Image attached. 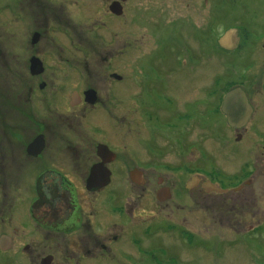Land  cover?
Masks as SVG:
<instances>
[{
    "label": "flooded vegetation",
    "instance_id": "af4514ba",
    "mask_svg": "<svg viewBox=\"0 0 264 264\" xmlns=\"http://www.w3.org/2000/svg\"><path fill=\"white\" fill-rule=\"evenodd\" d=\"M215 2L0 0V264H185L178 215L222 197L263 227L264 36L205 74Z\"/></svg>",
    "mask_w": 264,
    "mask_h": 264
},
{
    "label": "rangeland",
    "instance_id": "374dc122",
    "mask_svg": "<svg viewBox=\"0 0 264 264\" xmlns=\"http://www.w3.org/2000/svg\"><path fill=\"white\" fill-rule=\"evenodd\" d=\"M214 6L215 8H212L214 17L206 29L205 38L203 37L205 61L202 65L205 74L222 73L223 71L230 73L232 61L230 48L235 46L237 40L245 41V30L248 35L247 42L250 43L252 50L259 41L263 42L261 38L264 36V0H216ZM253 51L258 53V50ZM199 68L201 70V66ZM222 198L213 199L212 204L206 205V209L187 208L188 214L178 215L179 219L187 218V222L183 224L189 231L187 232L190 235L189 242L177 232L173 233L168 230L163 232L164 230L161 229L156 233L160 240L163 237L160 245L165 247L170 242L175 243V236L179 235L184 241L176 242L180 254L177 255L180 258H177L180 263L185 264H264V225L260 230L253 231L248 238L240 237L241 233H246L247 226H236L235 218L229 209H225L228 206ZM176 211L170 205L159 211V215L161 217L175 215ZM256 212L254 223L260 224L264 219V214L262 210ZM236 237L238 238L236 246L232 243L230 245L229 243ZM145 244L147 245L146 242ZM219 244L222 246L218 247ZM247 248L250 249L248 252ZM226 249L232 251L228 252ZM241 250H244L245 254ZM219 251L220 254L217 253ZM234 252L237 253L238 260H235L237 257L234 259L231 257Z\"/></svg>",
    "mask_w": 264,
    "mask_h": 264
},
{
    "label": "water",
    "instance_id": "95a60500",
    "mask_svg": "<svg viewBox=\"0 0 264 264\" xmlns=\"http://www.w3.org/2000/svg\"><path fill=\"white\" fill-rule=\"evenodd\" d=\"M237 96L238 95L236 94L235 91L234 92H230L225 97V100H224V103H223V111L227 115L229 123L231 122V117H232L231 113L235 112L237 109H238V111L242 110V107H240V108H238V106L235 107L234 100H235V98ZM233 108H235L236 110H234ZM240 114H241V112H240Z\"/></svg>",
    "mask_w": 264,
    "mask_h": 264
}]
</instances>
